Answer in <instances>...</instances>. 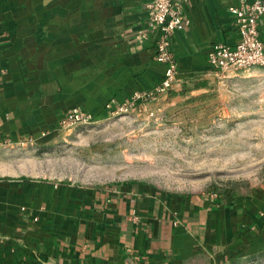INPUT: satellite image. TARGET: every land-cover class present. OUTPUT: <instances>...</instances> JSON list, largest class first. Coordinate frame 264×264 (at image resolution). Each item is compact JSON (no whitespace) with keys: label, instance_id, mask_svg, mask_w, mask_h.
<instances>
[{"label":"crops","instance_id":"obj_1","mask_svg":"<svg viewBox=\"0 0 264 264\" xmlns=\"http://www.w3.org/2000/svg\"><path fill=\"white\" fill-rule=\"evenodd\" d=\"M145 1L0 0V150L49 141L69 109L99 115L161 80L152 45L134 41ZM235 3L190 0L170 42L180 84L203 80L213 45L237 42ZM2 175L0 264H228L264 248V189L210 197Z\"/></svg>","mask_w":264,"mask_h":264},{"label":"rangeland","instance_id":"obj_2","mask_svg":"<svg viewBox=\"0 0 264 264\" xmlns=\"http://www.w3.org/2000/svg\"><path fill=\"white\" fill-rule=\"evenodd\" d=\"M199 83L102 111L46 142L3 148L2 176L90 186L134 181L217 197L264 189V68ZM228 264H264V248Z\"/></svg>","mask_w":264,"mask_h":264},{"label":"built area","instance_id":"obj_3","mask_svg":"<svg viewBox=\"0 0 264 264\" xmlns=\"http://www.w3.org/2000/svg\"><path fill=\"white\" fill-rule=\"evenodd\" d=\"M190 0H146L142 28L134 35L136 45L149 42L153 60L164 66L161 80L149 90L134 91L128 97H110L103 106L105 112H119L127 107L140 106L174 90L181 83L177 62L170 48L171 37L189 25L185 9ZM238 35L234 45L215 44L207 53L208 73L203 78L252 67L264 68V41L260 27L264 21V0H236L229 8ZM264 35V31H263ZM94 115L73 107L58 122V130L90 123ZM210 197L216 195L210 194Z\"/></svg>","mask_w":264,"mask_h":264},{"label":"trees","instance_id":"obj_4","mask_svg":"<svg viewBox=\"0 0 264 264\" xmlns=\"http://www.w3.org/2000/svg\"><path fill=\"white\" fill-rule=\"evenodd\" d=\"M203 84V83H202ZM233 197H235L234 195H232Z\"/></svg>","mask_w":264,"mask_h":264}]
</instances>
